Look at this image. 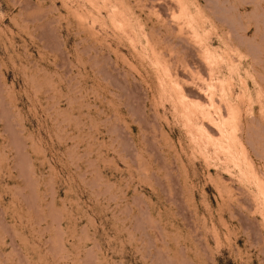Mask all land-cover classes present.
I'll list each match as a JSON object with an SVG mask.
<instances>
[{
	"label": "rangeland",
	"instance_id": "1",
	"mask_svg": "<svg viewBox=\"0 0 264 264\" xmlns=\"http://www.w3.org/2000/svg\"><path fill=\"white\" fill-rule=\"evenodd\" d=\"M178 1L0 0V264H264V0ZM192 28L243 117L229 151L153 62L190 69Z\"/></svg>",
	"mask_w": 264,
	"mask_h": 264
},
{
	"label": "bare ground",
	"instance_id": "2",
	"mask_svg": "<svg viewBox=\"0 0 264 264\" xmlns=\"http://www.w3.org/2000/svg\"><path fill=\"white\" fill-rule=\"evenodd\" d=\"M178 2H179L177 3L179 7L178 10H180V13H182V16L186 18V12L188 11V3L184 0L182 1L179 0ZM176 10L177 9H175V12ZM116 13L119 14V11H117ZM113 15H116V14H113ZM122 18H120V20L123 22V26H122L123 30L127 28V30L130 31L128 27L129 25L126 24L125 18L123 19ZM188 24H191V23L188 21ZM172 29H174V27ZM139 30L141 31V34L144 35L145 37L149 35L146 33L144 27L142 28L140 26ZM192 34H193V38L196 39L195 42L198 44V49H196L197 48L196 47L195 48L196 50L194 49L195 46H193V49L197 53L195 54L196 56L198 55V57H197L196 62L193 60L194 63L192 67L190 65L191 67L190 69L185 70L183 68L184 70L181 73L176 72V75H174L173 71L177 69V66H175V64L169 65L168 62L163 61V59L160 58V55H158V53L156 52L157 49L151 46V54L153 56L152 58H154L153 62L158 65L160 72H161L159 73L162 74L163 86L166 89L168 88L170 89L169 90L170 92H168V93H171L169 94L171 95L170 99L173 100V102L177 106L176 108L177 111L181 114V115L178 114V117L180 115L181 118L185 120V123L184 122L183 123L186 124L188 131L190 133H210V134L212 133L211 136L213 138H214L213 135L218 137V139L215 140L216 146L219 147L220 149H223L224 151H229L231 149L230 141L233 140L236 133L238 132L242 133L244 130V126L242 125V121H241V118L243 117H241V115L238 112H236L235 109L233 108L232 102H233L234 93L232 94L231 86L227 84L225 80H222L223 78L222 63L224 59L221 57H218L216 53L212 52L210 47H208V45H205L203 43V40L200 39V36L195 32V30L192 31ZM179 40L181 39L179 38ZM183 40H182V43H183ZM185 41L187 42L188 39L187 40L185 39ZM147 42L149 44V40H147ZM187 43H186L187 45H190V42H187ZM186 44L184 46H186ZM201 45L205 46L203 47L204 48L203 50L202 48L199 50ZM191 47H192V44H191ZM233 47L234 46H232V48L230 49L234 50ZM193 49L191 51H193ZM190 55H193V54L190 53ZM176 71H178V69ZM228 135L230 136V140L228 141V145L227 143L225 145L224 139H226ZM210 141L212 142L213 139L211 138ZM223 146H225V148Z\"/></svg>",
	"mask_w": 264,
	"mask_h": 264
}]
</instances>
